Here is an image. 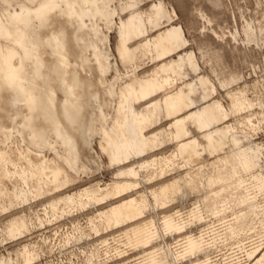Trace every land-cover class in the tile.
<instances>
[{"label": "rangeland", "instance_id": "1", "mask_svg": "<svg viewBox=\"0 0 264 264\" xmlns=\"http://www.w3.org/2000/svg\"><path fill=\"white\" fill-rule=\"evenodd\" d=\"M92 2L107 12H115V23L110 29L103 20L100 24L109 34L107 45L114 67L124 75L133 70L145 75L162 62H154L148 56L138 57L128 63L121 60L117 51L119 29L127 15L132 12L146 13L150 8L157 7L155 3L164 4L171 10L173 23H182L186 36L191 37L186 48L196 53L201 65L200 74L210 77L216 88L210 101L219 98L230 113L227 121L229 126L224 131L226 138L222 136L220 142L224 144L223 148L212 155L213 164L209 168L201 162L185 163L176 154L175 142L161 144L142 156L141 159H145L141 162L142 171L131 177L121 175L120 169L131 166L134 159L114 164L105 148L107 143L102 144L101 138L96 136L94 148L99 154L98 166L85 160L82 162V170L76 174L67 163L68 156L64 148L56 144L57 138L52 136L54 148L40 149L47 159H56L57 163L44 176L46 183L41 191L27 190L17 199L13 194V183L9 180L0 182V257L3 264H264V213L254 215L252 206L244 201V196L250 192L247 186L250 185L251 178H264V168L256 166L243 171L239 166L238 175L245 181L243 186L231 187L229 181L208 185L207 190L212 194L221 190L228 191L231 199L230 206L217 213L206 210L202 199L206 189L194 174L198 169L204 173L212 172L218 166L216 173L200 174L207 179L223 169L225 174L231 176V171L227 172L226 169L231 168L227 160L230 159L232 146L237 143L233 138L235 132L245 135L264 148V75L260 71L261 63H264V0ZM24 3L35 9L38 7L29 0H0V12L8 10L17 16ZM193 17L201 19L198 35L202 39L210 37L217 47L202 46L195 38ZM204 19L210 21L206 27ZM166 27L162 25L160 29L164 30ZM157 33L158 29L154 27L150 31L151 35ZM3 43L14 46L9 41ZM237 70L241 76L240 82L222 86V81L237 74ZM108 75L112 81L117 73L112 69ZM190 80L189 76L181 77L178 79V87ZM243 89L248 104L244 108H237L230 94ZM169 122V119H162L159 125L168 126ZM149 129L146 125L145 130L148 132ZM22 145L29 147L18 135H14L0 141V150L17 149ZM243 145L242 142L237 144ZM154 158L164 160L165 164H148ZM245 160L250 162L251 158L247 157ZM188 174L194 185L188 188V194L184 198H172L162 204L152 195L151 192L159 193L163 184ZM128 178L136 179L132 188L106 197L107 192ZM124 196H141L148 198L151 203L147 212L127 230L124 225H109L102 220L104 212L120 203ZM255 203L264 212V182ZM198 209L202 211L200 218L195 214ZM172 214L178 216V228H162L164 217ZM142 219L148 223L154 221V225L157 223L155 226L160 234L157 238L145 237L141 239L144 241L140 240L141 236L137 233H140L142 222L145 221ZM233 228L238 229L235 234L232 232ZM200 236L205 238L203 249H206L192 251L189 238ZM170 251L176 255V261L162 263L164 255L161 253L170 256ZM27 253L30 256L28 260L25 258Z\"/></svg>", "mask_w": 264, "mask_h": 264}, {"label": "bare ground", "instance_id": "2", "mask_svg": "<svg viewBox=\"0 0 264 264\" xmlns=\"http://www.w3.org/2000/svg\"><path fill=\"white\" fill-rule=\"evenodd\" d=\"M29 1L35 2L37 9L24 3L17 16L8 10L0 12V141L18 135L31 147L25 148L22 145L17 149L0 150V182L11 181L13 194L17 199L22 197L24 191H41L46 183L44 176L55 168L56 159H47L40 149L54 148L52 136H56V144L64 148L68 156L67 163L76 174L82 170V162L85 160L98 166L99 154L94 148L95 138L104 137L108 129L112 133V148L117 162L128 159L132 154H143L150 146L145 140L134 107L131 109V138L119 139L117 132L110 127L118 86L132 77L121 74L114 67L107 45L109 34L100 24L103 20L110 29L115 23V12L105 11L92 0ZM132 20L143 23L139 14H131L130 21ZM119 33L117 51L122 54L124 38L121 27ZM3 41L12 42L14 46H7ZM112 69H115L117 76L110 81L108 74ZM240 79L239 74L231 75L222 81V86L237 84ZM230 95L237 108H244L248 104L244 89ZM195 99L196 105L202 102L201 97ZM202 114V111L197 113V120L202 118ZM196 130L191 127L188 133ZM154 136L155 141L158 134L155 133ZM233 138L237 143L232 146L230 159L227 160L231 168H225L227 172L231 171V176L225 174L223 169L207 179L198 171L195 173V177L201 180L206 189L202 198L205 208L212 213L227 209L231 199L228 191L221 190L212 194L207 190L208 185L229 181L231 187L243 186L245 181L238 175L240 167L243 171H249L256 166L264 168V148L261 145L238 132L233 134ZM241 142L244 145L237 146ZM206 143V137H199L200 145ZM203 155L204 158L207 157L206 154ZM247 157L251 158L250 162L245 160ZM151 163L163 166L165 161L154 158L148 162ZM142 168L143 165L139 162L121 170L120 174L134 177ZM190 181V175H181L174 181L163 184L159 193H151L156 200L165 204L172 198H184L188 194V188L194 185ZM263 182V177L251 178V183L247 186L250 192L244 196V201L252 206L254 215L264 213L255 203ZM135 183L136 179H125L107 192L106 197L129 190ZM150 204L148 198L128 196L106 210L102 220L109 225H124L127 230L147 212ZM195 214L200 218L202 211L198 209ZM153 222H142L140 233H137L141 236L140 240L145 237L157 238L160 235L155 226L157 223L154 225ZM178 226V216L172 214L164 217L162 228L174 230ZM237 230L233 228L232 232L235 234ZM204 239L203 236L190 237L191 250H205ZM155 247L157 248L156 245ZM164 252L161 253L164 255L162 263L176 261L174 253L170 251V256L165 253L166 256ZM25 258L30 259L28 253ZM0 262L4 263L1 257Z\"/></svg>", "mask_w": 264, "mask_h": 264}, {"label": "crops", "instance_id": "3", "mask_svg": "<svg viewBox=\"0 0 264 264\" xmlns=\"http://www.w3.org/2000/svg\"><path fill=\"white\" fill-rule=\"evenodd\" d=\"M154 5L157 7L150 8L146 13L132 12L127 15L121 26L124 38L123 53L118 52V54L125 63L145 56L150 57L154 62H162L145 75L138 74L136 70L125 74L132 77L118 86L114 117L110 123V127L117 132L119 139L131 138V109L134 107L142 125L145 140L150 146L143 154H132L128 159L117 162L112 148V133L109 129L100 142L107 143L105 148L115 164H123L129 159H134L131 164L133 166L145 160L141 159L142 156L159 145L175 142L176 154L181 156L185 163L201 162L211 168L212 155L223 148L224 144L220 142L225 135L224 131H227L229 126L227 121L230 113L219 98H213L210 101L216 88L210 77L200 74L201 65L196 53L186 48L190 44V39L186 36L183 24L173 23L174 17L171 10L164 4L155 3ZM173 11L177 15L174 9ZM131 14L141 15L143 23L136 20L130 21ZM162 25L167 27L162 30L160 29ZM153 27L158 29L155 35L150 34ZM188 76L191 80L178 87V79ZM195 97H201L202 102L196 105ZM185 110L188 111L184 113ZM199 111L203 114L202 118L197 120ZM162 119L170 120L168 126L159 125ZM146 125L150 127L148 132L145 130ZM191 127L197 129L195 132L198 134L188 133ZM155 133L158 136L154 141ZM201 136L207 138L206 144H199ZM203 154L207 157L204 158ZM217 168L218 166L208 173L199 169L197 171L201 174H213L217 172ZM123 169L125 168L120 169V172Z\"/></svg>", "mask_w": 264, "mask_h": 264}, {"label": "snow or ice", "instance_id": "4", "mask_svg": "<svg viewBox=\"0 0 264 264\" xmlns=\"http://www.w3.org/2000/svg\"><path fill=\"white\" fill-rule=\"evenodd\" d=\"M193 23L195 24V28H194V30H193V31H194V35H195V38H196L197 40L200 41V44H201L202 46H209V45H211L212 47H217V45L215 44V42L212 41L210 37L206 36V37H204V38L202 39V38L198 35V33H199V31H200V26H201V19H197V18L193 17ZM209 23H210L209 20H207V19H204V20H203V24H204L205 27H206ZM189 39H191V37H190ZM193 47H195V45H193ZM238 71H239V70H237V74H238ZM260 71H261V75H264V63H261Z\"/></svg>", "mask_w": 264, "mask_h": 264}]
</instances>
